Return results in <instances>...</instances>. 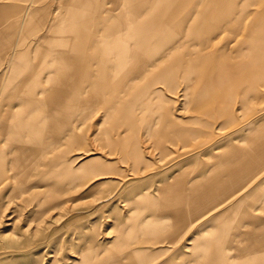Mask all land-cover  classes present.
I'll use <instances>...</instances> for the list:
<instances>
[{"label": "rangeland", "instance_id": "374dc122", "mask_svg": "<svg viewBox=\"0 0 264 264\" xmlns=\"http://www.w3.org/2000/svg\"><path fill=\"white\" fill-rule=\"evenodd\" d=\"M111 1H106L107 7L113 6ZM183 1L189 6L199 5L198 9L218 6L219 29L213 31L211 24L192 25L199 17L195 15L187 20L183 32L171 44L153 52L150 44L156 39L148 40L150 34L141 28L139 33L131 29L126 40L120 33L112 36L121 39L116 41L124 44L123 49H107L104 39L98 42L94 52L99 53L103 47V57L93 56L84 70L83 84L91 87L83 85L73 93L89 96L91 109L84 113L83 105L76 104L61 110L60 116L74 117V121L67 120L70 131L58 130L63 120L52 123L46 120L45 134L52 136H46L48 146L40 152L39 162L23 174L26 183L15 179L17 182L13 181L6 190L0 189V264H103L108 252L121 242L119 234L125 224L139 214L138 208L126 204H133L139 195L147 192L154 194L158 200L155 202L165 208V203H171L166 199L173 193L159 196V189L171 186L169 183L175 182L180 173L187 174L181 183L188 191L196 185L208 194H218V211H224V215L234 217L245 205L255 203L257 193L264 188V166L254 165L250 169L247 162L248 153L261 151L264 155V145L260 143L264 139V30L259 31V25L248 24L250 20L246 25L251 16L248 10L251 0H174L173 3L181 5ZM229 1L237 2L236 8H228ZM61 2L32 3L38 28L45 26L43 19L47 12L65 17L68 6ZM29 3L0 0V11L6 13L0 18L1 64L12 52L11 47L4 49L5 39L28 34L24 10ZM31 38L34 40L35 36ZM35 43L29 41V48H34ZM132 52L139 58H151L150 67L127 86H116L117 62L129 58ZM188 64H196L195 71L187 73ZM169 67H173V88L150 84L155 75ZM118 73L122 76L123 71ZM206 74L213 75L218 85H201V80L207 79ZM41 83L46 85L43 77ZM214 92L216 95H212ZM203 100L208 103L202 104ZM126 124L132 127L127 132ZM62 133L66 135L61 136ZM126 137L137 140L143 160L149 166L142 164L133 172L130 158L122 161L119 142ZM13 154H6L7 167ZM235 155H239L241 165L247 163L246 168L253 174L250 176L253 179L249 177L236 185L235 189L241 188L236 194L231 185ZM74 172L76 179L70 184L63 176H72ZM8 177L12 180V173ZM254 213L260 215L259 211ZM164 214V210L152 213L146 219L158 226ZM173 228L170 224L167 232ZM151 229L156 235L165 233L156 231L157 227ZM194 231L195 227L182 232L173 244L156 245L166 246L169 251L155 262L149 259L143 264H156L161 258H170L171 264H189L192 250L183 246L189 243L187 239ZM204 231L198 233L206 234ZM128 236L131 247L150 240L138 233L134 240L131 233ZM121 262L118 264H130L126 259Z\"/></svg>", "mask_w": 264, "mask_h": 264}, {"label": "crops", "instance_id": "0c3cea01", "mask_svg": "<svg viewBox=\"0 0 264 264\" xmlns=\"http://www.w3.org/2000/svg\"><path fill=\"white\" fill-rule=\"evenodd\" d=\"M24 1L30 2L24 10L28 34L5 39L4 49L11 47L12 52L4 58L2 64L0 63V170L2 171L0 173V189L3 190L12 185L13 181L16 183L19 180L21 184L26 183L22 180L23 174L27 169L34 168L35 164L39 162L42 157L40 152L48 146L49 141L46 136L51 135L45 134L46 120L50 123L63 120L60 121L63 123L59 125L58 130L70 131L71 127H68L67 120L74 121V117L60 116L61 110L76 104L83 105L84 111L81 109L79 112L87 113L91 109L89 96H74L73 93L84 86L85 88L91 87L90 84H83L86 81L84 70L86 62H90L93 56L99 54L103 57V47L100 48L99 53L94 52L99 46V41L104 39L107 49H123L126 48L124 44L116 41L121 39L112 36H117V33H120L126 40L130 37L131 29L133 32L138 31L139 33V28H141L142 32L147 31L150 34L148 40L152 37L157 40V36H160L158 42L154 40L150 44L151 52H153L161 46L163 48L165 44L166 46L171 44L174 37L183 32V25L187 20L195 15H199V17L192 25L197 27L211 24L213 31H216L219 29L216 24L220 22L218 6H211L212 8L209 7L210 9L206 10L204 7L198 9L199 5L189 6L188 3H185L186 1H183L181 5H174V0H112L113 6L107 7V0H57L68 6L65 10V17L47 12L43 19L45 26L38 28L36 20H34L36 14H32L31 11L32 3L37 0ZM229 3L231 5L228 8H236L237 2L229 1ZM248 10L253 17L247 18L246 25L250 20L248 24L259 25V31H263L264 0H251ZM4 15L6 13L0 11V18ZM40 15L43 17L42 12ZM178 17L181 19L175 21ZM133 26L137 27L133 28ZM36 28L38 31L32 34L31 32ZM31 36H35V39H30ZM29 41H36L34 48H29ZM176 46L179 47V45ZM170 53L171 51L166 54L167 58ZM129 54V58L126 60L121 58L117 62V72L114 75L116 86H127L129 82L139 78L150 67L148 63L151 58H139L133 52ZM194 65L196 66V64H188L185 71L187 73L195 71ZM21 66H24V69ZM155 67L157 66L155 65ZM172 69L173 67H169L155 75L150 84L161 83L165 88H173ZM121 71L123 74L119 76L118 72ZM206 75L207 79L205 80L204 77V80L200 82L201 85H204L202 83L218 85V80L213 75ZM42 77L46 85L41 83ZM155 94L160 96V93ZM207 97L209 96L203 98ZM211 97L216 99V96ZM201 103L207 104L208 102L203 100ZM158 104L161 107V102ZM50 123L46 128H50ZM167 124L172 126L169 121ZM131 128L126 124L125 131L127 132ZM63 134L61 136L66 135ZM119 143L122 161L125 162L124 159L130 158L133 172H137L138 167L142 164L150 165L149 162L143 160L142 151L138 148L136 139L126 137ZM10 152L14 154L7 167L4 163L6 154ZM233 162L234 175L231 176L233 179L231 185H233L234 194H236L237 166L235 161ZM247 163L250 164V161ZM247 163H242L241 167L246 168ZM258 165H264V161L259 162ZM250 166L247 165V168ZM14 169L19 170L18 174L13 173ZM9 172L12 173V180H9ZM186 176V173H180L175 182L169 183L171 186L165 185L159 189V196H167V192L173 193L169 194L166 199V201H171V203L164 204L166 209L155 202L158 200L154 194L147 192L139 195L133 204H126L127 207L131 205L133 208H138L139 214L131 222L125 224L126 227L124 226L119 234L121 242L108 252L104 260L106 263L111 261L110 264H118L124 259L130 264H143L149 259H154L153 262H155L169 251L166 246L157 247L156 245L173 244L182 232L195 227V231L187 239L189 243L183 246L192 250L193 259L189 264H264V210L259 207L262 203L264 188L257 193L254 204L248 203L242 208L239 215L235 214L232 217L228 214L224 215V211H218V194H208V191H204L196 185L191 186L188 191V188L181 183H184ZM225 176L228 177L227 173ZM173 184L176 185L172 186ZM186 191L188 192L186 193ZM226 191H228L227 188ZM172 195L173 197H171ZM163 210L165 214L160 217L158 226L147 221V215L159 214ZM255 211H259L260 215L255 214ZM195 222H198L197 226H195ZM170 224H173L174 228L167 232V227ZM152 227H157L156 231L165 233L159 232L156 235L155 231L151 229ZM200 230H205L206 234H199ZM129 233H131L132 240L136 237V233L147 235V239L150 240L131 247V241L127 242ZM127 248L130 250L126 251ZM179 255H182V251H179ZM161 259L156 264L172 263L170 258Z\"/></svg>", "mask_w": 264, "mask_h": 264}, {"label": "bare ground", "instance_id": "6f19581e", "mask_svg": "<svg viewBox=\"0 0 264 264\" xmlns=\"http://www.w3.org/2000/svg\"><path fill=\"white\" fill-rule=\"evenodd\" d=\"M246 7V6H245ZM242 21V20H241ZM128 23V22H127ZM129 24V23H128ZM259 40V39H258ZM209 60H210V58H209ZM211 70V69H210ZM206 80V79H205ZM210 83V82H209ZM213 95V94H212ZM230 111H231V109H230ZM220 112H221V110H220ZM230 115H231V112H230ZM262 136V135H261ZM259 138V137H258ZM262 138V137H261ZM256 139V138H255ZM249 141V140H248ZM257 142H259V141H257ZM260 143H262L263 145H264V139H261V142ZM253 144V143H252ZM252 150H254L255 148H251ZM251 149H249V150H251ZM256 151H260V150H256ZM263 151H264V149H263ZM254 152V151H253ZM252 153V152H251ZM248 153L249 154V156H250V159H249V161H250V169H251V167L252 166H257V167H260L261 168V166H264V165H258L259 164V162H261V161H264V155H262V154H260L261 153V151L259 152V153ZM217 159H218V157H217ZM234 161H235V164H236V166H237V170H236V174H235V187H236V185H238V183L239 182H242V181H247V179L251 176V175H253L251 172H250V169L248 170L247 168L245 169L244 167H241V163H240V157H239V155H235L234 156ZM258 159V160H257ZM256 160V161H255ZM259 161V162H258ZM254 168V167H253ZM252 168V169H253ZM244 169L246 170V172L244 171ZM13 171V173L14 174H18V172H19V170H17V169H14V170H12ZM2 171L0 170V173H1ZM237 172H238V175H237ZM76 175H77V173L76 172H74L73 174H72V176H70V174H65L63 177L65 178L66 177V179L70 182V184L71 183H74L75 182V179H76ZM251 179H252V177H250ZM68 184V183H67ZM243 184V183H242ZM240 185V184H239ZM239 190H241V188H239V189H236V191L238 192ZM10 192H13V191H11L10 190ZM263 201V203L261 204V206H260V209H263L264 210V198L262 199ZM264 219V218H263ZM264 226V225H263ZM259 228H261V227H259ZM248 232V231H247ZM254 232V231H253ZM244 233V232H243ZM253 234V233H252ZM262 234V233H261ZM254 235V234H253ZM244 242V241H243ZM264 245V244H263ZM262 246V245H261ZM262 248V247H261ZM248 249V248H247ZM252 249V248H251ZM250 249V250H251ZM253 250V249H252ZM256 250V249H255ZM258 250V249H257ZM249 251V250H248ZM253 253V252H252ZM251 254V253H250ZM111 262V261H110ZM113 264H115V263H113Z\"/></svg>", "mask_w": 264, "mask_h": 264}]
</instances>
